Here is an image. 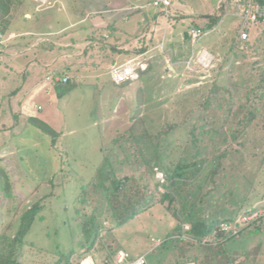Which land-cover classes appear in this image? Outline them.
Returning a JSON list of instances; mask_svg holds the SVG:
<instances>
[{
  "label": "rangeland",
  "instance_id": "obj_1",
  "mask_svg": "<svg viewBox=\"0 0 264 264\" xmlns=\"http://www.w3.org/2000/svg\"><path fill=\"white\" fill-rule=\"evenodd\" d=\"M13 1L10 31L17 36L12 35L10 40L6 36L8 41L4 46L22 45L25 50L11 63L28 73H46L47 76L69 67L70 72L65 74L77 85L57 101L53 95V83L44 80V86L29 92L22 104L21 112L24 115L39 117L61 133L54 148L50 147L49 138L33 127H28L15 140H9L6 131L0 136L5 143L0 150V232L9 226L6 233L13 236L20 216L34 203L39 201L42 205L25 237L34 248L25 249L23 264H53L59 253H70V264H83L85 259L94 264H104L110 251L114 254L124 251L131 259L143 256L146 264L182 263L185 256L196 255L195 248L186 250L182 247V252L174 251L169 248L170 242L166 243L168 248H157L176 227V221L158 204V196L154 194L153 184L161 181L162 175L156 173V180L153 181L145 169L120 165L122 157L118 148L112 147V140L126 130L134 135L145 130L156 132L167 122L180 121L185 112L195 107L197 98L213 81L228 91L232 90V85L247 86L253 80L251 64L260 61L264 65V29L252 28L249 31L248 49L242 44L236 51L230 52L232 40L239 31V19L233 11L234 6L227 4L215 31L193 43L196 49L193 56L204 49L214 57L211 65L200 67L194 64L186 68L181 63L175 66L171 77L165 75L163 63L153 66L140 81L144 98L139 121L134 123L130 118L135 107L138 83H132L127 88L111 83L108 80V67H104L106 77H99L100 80L78 77L76 74L80 70L100 69L79 67L87 55L97 53V45L89 48L90 41L85 36L88 30L79 31L75 36L69 34L80 27L104 28L111 25L110 22L115 21L117 16L111 17L112 11L97 7L91 0L85 3L83 0H47L43 4L36 0H23L22 5L17 4L18 0ZM80 4L85 5L86 12ZM80 11L84 13L83 17ZM26 14L29 16L25 17ZM44 15H47V19L43 18ZM36 17L42 20L37 27L34 22ZM121 20L125 22L127 19L123 20L121 16ZM118 23L115 24L121 30L119 42L125 40L123 32L135 34L128 25L124 28ZM45 33L49 35L32 36ZM102 34L105 41L110 40L106 33ZM39 42L40 48H32L34 43ZM67 47H72L71 52ZM151 52L154 54V51ZM19 82V76L2 64L0 97L11 92ZM176 139L172 141L176 142ZM103 155H108L112 161L117 177L133 175L130 187L134 188L136 183L146 185L147 195H155V201L147 210L117 228H113L115 222L107 219L102 212V224L113 229L102 232L100 242L85 253V241L74 218L75 201L90 181ZM158 192L162 193L161 190ZM249 205L254 208L264 205V166ZM85 211L89 212L88 207ZM261 213L263 211L258 210L256 214ZM244 245L240 238H236L225 243L224 249L241 251ZM256 256L259 264H264V251ZM199 259L200 264H217L213 262L212 251L199 256Z\"/></svg>",
  "mask_w": 264,
  "mask_h": 264
},
{
  "label": "trees",
  "instance_id": "obj_2",
  "mask_svg": "<svg viewBox=\"0 0 264 264\" xmlns=\"http://www.w3.org/2000/svg\"><path fill=\"white\" fill-rule=\"evenodd\" d=\"M255 2L264 5V0ZM13 4V0H0V32L5 36L9 34L12 24ZM139 12L142 11L134 13ZM80 14L83 17L84 13L80 11ZM222 16L220 12L217 16L205 17L206 28H215ZM142 19L137 24L138 31H133L137 35L123 32L125 40L122 42H119L121 30H118L115 23L104 28L80 27L78 31L69 33L75 36L79 31L88 30L85 36L90 41L89 48L97 45V53L87 55L79 67L114 66L117 57L124 54L122 48L141 35L147 27L148 19ZM118 25L126 28L121 22ZM255 28L264 29V21L257 22ZM102 33H106L110 40L105 41ZM249 40L242 42L236 34L229 51H236L242 44L248 49ZM0 50V68L3 64L20 78L17 87L0 97V136L6 131L9 140H15L28 127H33L47 136L50 147L54 148L61 133L39 117L21 112L26 95L43 83L47 74L28 73L11 63L21 56L25 46L13 45ZM143 52L144 49L136 54ZM70 70L68 67L52 75L54 78H63ZM250 72L253 80L247 86L232 85L231 91L213 81L197 98L195 107L185 112L178 122H167L156 132L145 130L134 135L126 130L112 140V147H117L122 157L120 165L145 169L153 181L156 180V173L162 175V180L153 184L154 194L158 196V204L176 221V227L157 248L165 249L166 243L170 242L169 248L174 251L182 252V247L197 250L196 255L185 256L182 263L175 264H200L199 256L211 251L213 262L217 264H259L256 254L264 251V205L254 208L249 205V199L264 166V65L254 61ZM145 73L138 72L135 80L117 85L127 88L132 83H138L135 107L130 118L134 123L139 121L141 113L144 91L140 81ZM76 86L69 77L65 81L53 82V95L59 101ZM175 137L176 142H173ZM4 146V141L0 140V150ZM133 179V175L117 177L108 155L102 156L90 181L75 201L74 218L79 223L80 234L85 241V253L100 242L102 232L123 226L154 203L155 195H147L146 185L136 183L134 188L130 187ZM85 207H88V213ZM41 208V202L38 201L26 210L20 216L13 236L6 233L9 226L0 232V264H23L25 249L34 248L25 237ZM258 210L263 213L256 214ZM102 212L107 219L115 222V227L102 224ZM254 214L251 221L239 225L241 218ZM223 226H235L236 233L223 231ZM185 227L187 229L184 230ZM236 238L245 243L243 249L225 250L224 244ZM108 248L111 249V246ZM113 254L110 251L107 259ZM71 257L70 253H59L53 264H70Z\"/></svg>",
  "mask_w": 264,
  "mask_h": 264
},
{
  "label": "crops",
  "instance_id": "obj_3",
  "mask_svg": "<svg viewBox=\"0 0 264 264\" xmlns=\"http://www.w3.org/2000/svg\"><path fill=\"white\" fill-rule=\"evenodd\" d=\"M91 1L99 8L102 9L107 8L108 10L112 11L113 15H111V17L117 16L115 21L110 22L111 24L116 22H121L124 25H126V27L129 26L132 33L135 30L138 31L137 24L138 22L143 20L142 19L143 17L148 19V25L145 28L144 32L141 35L138 33L139 35L134 40L133 43H131L130 45L129 44L125 45L122 48L124 54L119 55L114 64V65H121L125 63L130 57L142 54V53L136 54L138 51L144 49L143 53H146L147 51L152 50L154 47L162 43L164 46V50L162 53H156V55H154L151 52L150 54L147 55L149 56L146 62L147 70L146 73L143 75V77H145L148 73H150L151 68L153 66H157V65L160 66L161 63L165 65V71H164L165 75L171 77V73H173V69H175V66L181 65V63L186 64L187 60L190 57H193V54L196 51L194 45L190 42V39L187 35V31L191 28H200L204 31H207L208 32L207 35H209L215 31L216 27L211 30H208L206 28L207 19H205V17H214L220 14V12L224 14L225 7H227L226 6L227 4L230 5L232 4L234 6L233 11L235 13V4H234L235 0H231V2L229 0H170L171 6L168 8L165 14L160 10L148 8L145 11L131 14L128 17V19L124 22L121 20V16H123L124 14L123 13L124 9L128 8L131 5L143 6L148 2V0H91ZM18 2H21V4L19 5H22L23 0H18ZM83 2L85 3L86 0H83ZM80 5L82 9L85 11L86 8L85 5L83 4ZM27 16L29 15L26 14L25 17ZM43 18L47 19V15H44ZM34 22H35V27H37L40 26L42 20L36 17L34 19ZM12 33L13 32L10 31L9 34L7 35L9 37V40L12 35L17 36ZM135 34L137 35V32ZM20 35H24V34H20ZM44 35L48 36L49 34L47 33L36 34V35L34 34L32 36L37 37ZM35 41H38V39ZM40 44L41 42H39L38 44L34 43L32 45V48H36V49L40 48L41 47ZM9 46H13V45H9ZM63 48L65 49L66 47ZM67 48L68 51L71 52L70 49H72V47H67ZM202 51L205 50L203 49ZM72 57H75V55H72ZM110 68L111 67L106 68L107 71ZM104 70H105L104 68H100V69L87 68L86 70L84 69L80 70L79 72H77L76 75L78 77L79 76L93 77V79L97 78L98 80H100L99 77L102 78L106 77L105 74L106 71ZM42 86H44V84L41 83L34 89L36 88L41 89Z\"/></svg>",
  "mask_w": 264,
  "mask_h": 264
},
{
  "label": "built area",
  "instance_id": "obj_4",
  "mask_svg": "<svg viewBox=\"0 0 264 264\" xmlns=\"http://www.w3.org/2000/svg\"><path fill=\"white\" fill-rule=\"evenodd\" d=\"M39 3L43 4L47 0H36ZM235 15L239 19V31L238 37L240 41H247L249 38V31L252 28H255L257 22L264 21V5L258 4L255 0H235ZM171 6L170 0H148V2L143 6L131 5L128 8L124 9L123 20L127 19L129 14H132L136 11H145L148 8L156 9L162 11L164 14L167 12L168 8ZM207 31H204L200 28H191L187 31V35L190 39V42L196 43L207 35ZM7 42V37L0 32V49L5 47L4 45ZM164 46L160 43L158 46L154 47L152 50L130 57L125 63L121 65H114L108 71V80L115 84L120 85L126 81L135 80L138 76V72H144L147 69L146 62L149 58L147 56L151 51L156 53H162ZM213 61V57L206 51L198 52L197 56L190 57L186 62V68L193 66L194 64L200 67H209ZM67 76L53 77L49 75L45 80L49 83L65 81ZM39 109V108H38ZM162 180V178H161ZM255 217L254 215L248 216L246 218H241L238 223L239 225L251 221ZM187 229V227H185ZM222 230L225 232L232 231L236 233L237 228L235 226H223ZM157 246V245H156ZM154 246V247H156ZM83 264H94L91 260L85 259ZM104 264H146L145 258L143 256L131 259L130 256L124 251H118L110 259H105Z\"/></svg>",
  "mask_w": 264,
  "mask_h": 264
}]
</instances>
